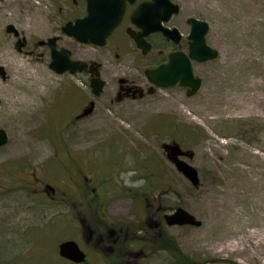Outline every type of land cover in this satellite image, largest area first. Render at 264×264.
Listing matches in <instances>:
<instances>
[{
	"label": "rangeland",
	"instance_id": "rangeland-1",
	"mask_svg": "<svg viewBox=\"0 0 264 264\" xmlns=\"http://www.w3.org/2000/svg\"><path fill=\"white\" fill-rule=\"evenodd\" d=\"M6 1L10 0L0 4ZM47 1L15 0L0 9V130L8 136V144L0 149V184L9 188L0 192V224L7 231L12 227L11 233L3 234L6 228L0 226V259L17 256L18 264L63 263L58 248L71 235V225L56 213L65 207L60 199L51 201L49 216L54 217L38 223L32 193L19 189L20 178L25 173L42 175L61 192L68 169L72 170L70 158H80L89 176L96 161L99 176L115 173L118 167L125 171L111 182L128 188L127 195L118 192L110 197L115 216L128 220L137 213L130 197L143 199L149 211L151 200L161 195L164 215L182 207L202 222L199 228L169 227L165 222L163 241L176 244L182 255L149 247L141 264L180 260L184 264H264V242L249 257L224 245L239 241L252 250L264 234V223L257 222L258 216L264 217V0H208L200 10L193 8L194 15L210 24L209 43L221 53L213 64L197 68L204 75L198 95L188 99L161 94L160 102L135 115L122 119L102 110L79 126L72 124L73 116L89 90L87 80L50 70V54L39 45L55 26L41 22L40 15L46 17L44 12L51 9L45 7ZM30 9L34 11L28 14ZM9 25L26 33L22 52L18 40L6 31ZM41 25L47 31L38 32ZM73 48L78 59V44ZM7 62L25 63L36 80L45 73L35 113L9 106L11 92L5 82L15 75ZM100 116L98 124L95 120ZM174 141L185 152L184 161L198 170L200 187L191 185L167 160L163 148ZM168 181L174 188L164 195ZM137 188H143L138 198ZM243 227L245 234L257 232V236L245 239Z\"/></svg>",
	"mask_w": 264,
	"mask_h": 264
},
{
	"label": "flooded vegetation",
	"instance_id": "flooded-vegetation-1",
	"mask_svg": "<svg viewBox=\"0 0 264 264\" xmlns=\"http://www.w3.org/2000/svg\"><path fill=\"white\" fill-rule=\"evenodd\" d=\"M206 2L208 0H91V2L89 0H48L44 3L45 7L51 9L44 12L46 17L40 15L41 22L48 27L55 26L50 28L47 41H40L39 45L47 50L51 59L52 51L48 41L57 39V52L69 51L71 60L85 65L76 75L67 73L72 77L81 76L86 79L89 89L83 93L81 102L76 105L72 124L75 122L78 126L84 124L93 118V115L103 112L102 110L117 113L118 117L124 119L127 114L135 115L136 112L143 111V107L160 102L163 96L161 94L176 93L188 99L198 95L201 91L189 97L186 88L180 86L170 89L158 88L154 82L167 83L171 77V63L174 68L180 70L181 67H186L185 61L187 60L192 65L196 77L202 80L204 87V75L197 73V68L213 64L215 61L199 63L192 57L195 40L191 38L193 34L191 21L195 19L205 22L210 28L206 20L197 17L192 12L193 8L200 10ZM90 3L92 12L89 11ZM33 11L34 9L28 10V14ZM91 13L97 19L106 17L99 20L106 24L112 22L111 18L107 17L114 18L120 14L117 26L102 46L77 43L73 37L64 33V28L68 25L87 19L89 15L92 16ZM97 19L93 22H98ZM9 26L6 29L7 33ZM15 28L19 36L15 33L11 34L18 41L26 39V33ZM42 29L47 31L41 25L38 32ZM210 31L211 28L205 40L206 45L212 48L208 39ZM33 33L36 35L37 32ZM77 44L78 59L73 50L74 45ZM26 46L27 43L24 48ZM100 85H102V90L95 92V87H100ZM79 90L83 92L82 87ZM100 118L103 119L100 116L95 122L99 124ZM161 119L166 120L163 117ZM176 144L174 141L170 146L163 148L171 164L169 159L173 154L171 148ZM177 152L184 160L185 152L179 150ZM70 159L72 170L68 169V182L63 183L64 188L61 192H58L57 187L48 183L42 175L35 176L34 173L32 175L25 173V176L20 178L23 185L19 187L20 190L32 193L31 199L36 208L33 211L40 218L36 220L38 223H43L48 219L47 216L50 217L51 201L60 199L65 207L63 211L58 210L56 213V217L64 218L71 225V235L66 241L60 243L58 248L59 258L63 260L62 264H76L60 256V246L66 242H75L84 254L85 260L78 264H141L146 257L145 251L149 247H153L157 252L163 251L165 242L162 227L166 222L165 216L172 214L179 207L164 215L160 209L161 195L151 200L149 211L145 210L143 199L137 201L130 197L137 213L128 220L122 219L124 217L119 218L113 214L114 203L111 202L110 197L118 192L127 195L128 188L122 186L117 188L119 183L115 182V186L111 182L120 175V172H125L123 168L118 167L114 170L115 173L99 176V165L96 161L92 163L94 167L90 166L89 176L82 167L83 160ZM172 165L176 168L174 164ZM139 173L134 172V174ZM150 174L162 179L159 174L154 172ZM14 180L17 181L15 178ZM160 180L158 181L161 182ZM166 185L169 188L163 192L164 195L171 193L174 188L171 181H168ZM160 186L162 183L158 184V187ZM142 189L135 190L137 198L140 197L141 192L143 193ZM3 190H9V188L0 184V192L2 193ZM59 194H61L60 198H58ZM6 204L7 202L2 205L6 207ZM40 206L42 208H39ZM0 226L5 227L3 223ZM11 228L8 231L6 228L3 234L11 233ZM154 228L156 232L153 231ZM18 263L17 256L0 259V264Z\"/></svg>",
	"mask_w": 264,
	"mask_h": 264
},
{
	"label": "water",
	"instance_id": "water-1",
	"mask_svg": "<svg viewBox=\"0 0 264 264\" xmlns=\"http://www.w3.org/2000/svg\"><path fill=\"white\" fill-rule=\"evenodd\" d=\"M91 2V0H89ZM92 4H89V11H91ZM92 12V11H91ZM92 14V13H91ZM106 17H100V19L95 18L94 14L89 15V17L85 20L78 21L75 24H70L66 28H64V33L69 37H73L76 42H81L83 44H95L98 46L104 45L106 39L112 34V30L117 26L118 20L120 19V14L117 16L107 17L111 18V23L106 24L102 21H99ZM97 19V21L93 22V20ZM192 29L193 34L191 38L195 40V49L193 50V58L199 63L205 62H214L216 61L220 53L218 50L214 48H210L206 45L205 37L208 34L210 28L209 25L205 22H199L197 20H192ZM8 33H15L16 36H19L18 31L14 26H9ZM79 35H78V34ZM56 42L57 39H50L48 41V45L51 48V63L50 69L57 73L58 75H63L66 73H70L71 75H76L78 72H81V68L85 66L84 64L73 61L70 59V52L66 50H62V52L56 51ZM27 41L26 39H22L18 41V51L22 52L25 47ZM186 67L179 70L174 68L173 63H171L170 73L171 77L167 83L162 81L154 82V85L166 89H170L172 87L180 86L181 88L188 89V96L193 97L198 94L202 87V80L197 78L193 72L192 65L186 60ZM102 90V85L100 87H95V92H99ZM8 144V136L5 131L0 130V149ZM171 153H173L169 159L172 164H175L176 169L179 174L183 175L195 188L200 187L201 179L198 170L192 167L186 161L184 162L180 158V154L177 152L179 147L174 145ZM165 220L167 226L169 227H195L199 228L202 226V222L196 219L188 210L186 211L184 208L179 207L173 214L166 215ZM60 256L70 261L78 264L82 263L85 260L84 254L80 251L77 244L75 242H66L60 246Z\"/></svg>",
	"mask_w": 264,
	"mask_h": 264
},
{
	"label": "bare ground",
	"instance_id": "bare-ground-1",
	"mask_svg": "<svg viewBox=\"0 0 264 264\" xmlns=\"http://www.w3.org/2000/svg\"><path fill=\"white\" fill-rule=\"evenodd\" d=\"M15 0L6 1V4H0V9H4L6 6L10 5V3ZM7 66L9 70L13 72L15 78L8 80L5 82L7 84V89L10 90V99L8 100L9 106L12 108H22L23 110H32L35 113L38 110L37 100L39 96L44 92L41 91V86L46 81L45 73H42V76L39 79H33V74L30 71V67L25 63H17V65H13V63L7 62ZM10 101V102H9ZM25 112V111H24ZM230 215L236 217L235 214L230 212ZM260 225L264 223V217L258 216V221ZM264 226V224H263ZM246 228L241 229V234L245 239L253 238L257 236V232L255 233H247L245 234ZM242 238V237H241ZM259 238V237H258ZM262 238V239H261ZM243 239V238H242ZM259 241H256L253 245V249L249 247H242L238 241L231 242L228 240L224 245L226 248L233 249L235 248L239 255L249 257L251 254L257 251V249H262V244L264 242V234L261 235ZM209 262V261H208Z\"/></svg>",
	"mask_w": 264,
	"mask_h": 264
},
{
	"label": "trees",
	"instance_id": "trees-1",
	"mask_svg": "<svg viewBox=\"0 0 264 264\" xmlns=\"http://www.w3.org/2000/svg\"><path fill=\"white\" fill-rule=\"evenodd\" d=\"M166 249L170 250L171 252L173 251L175 253H180L179 248H178V246H176V244H171V243L165 242L164 250H166ZM180 254L182 255V253H180ZM178 259H179V257L177 258L176 262L179 261ZM184 261L180 260L178 264H184Z\"/></svg>",
	"mask_w": 264,
	"mask_h": 264
}]
</instances>
